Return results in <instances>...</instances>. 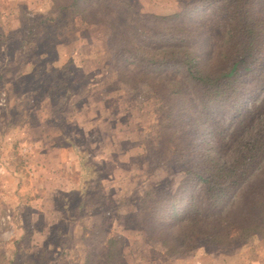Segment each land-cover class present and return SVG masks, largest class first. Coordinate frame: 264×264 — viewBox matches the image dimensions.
Wrapping results in <instances>:
<instances>
[{"label": "rangeland", "instance_id": "obj_1", "mask_svg": "<svg viewBox=\"0 0 264 264\" xmlns=\"http://www.w3.org/2000/svg\"><path fill=\"white\" fill-rule=\"evenodd\" d=\"M92 1L93 19L104 21L85 22L52 0H0V264H264V235L234 224L221 243L173 222L187 248L168 253L145 234L140 210L155 194H175L186 176L160 129L167 107L147 80L181 82L201 115L192 127L200 159L211 152L219 162L264 137V63L233 82L242 108H257L231 138L234 98L201 99L183 67L161 61L169 41L161 16L196 0H129L133 11L122 14L110 0ZM198 20L204 33L184 43L217 73L226 67L223 28L208 6L186 23ZM252 172L251 181L264 177V159ZM223 209L237 220L240 194Z\"/></svg>", "mask_w": 264, "mask_h": 264}, {"label": "trees", "instance_id": "obj_2", "mask_svg": "<svg viewBox=\"0 0 264 264\" xmlns=\"http://www.w3.org/2000/svg\"><path fill=\"white\" fill-rule=\"evenodd\" d=\"M52 1L61 9L73 8L85 22L98 23L105 20L93 19V14H96L93 11L97 12L100 7L95 1ZM109 3L119 8L120 14L133 11L129 0H110ZM199 6H208L223 28L224 48L220 59L226 67L217 73L205 69L200 64L196 50L188 48L184 43L197 41L204 33L201 24H198L199 20L186 23L189 14ZM100 15L104 17L103 13ZM190 18L196 19L193 16ZM161 20L165 21L162 31L169 36L163 51L168 56L163 55L161 61L173 68L183 67L184 76L195 83L201 99L225 102L233 97L238 112L237 124L230 136L238 138L235 135L246 131L257 106L253 103L242 108L238 99V86L233 89V82L242 74L259 70L264 63V0H196L185 4L179 11L168 12L161 16ZM107 22L115 35H126L122 25L113 20ZM150 57H154L150 58L152 61H158V53H152ZM168 79L164 77L162 82V79L147 82L158 91L163 106L167 107L166 117L160 120V129L166 141L172 144L174 154L182 160L186 176L180 180L172 196L155 194L141 204L145 234L149 240L160 241L171 254L187 248L185 241L176 240L170 232L173 222L188 221L187 229L192 236H206L221 243L229 237L232 224L241 235H264V177L252 181L249 178L259 160L264 159V137L255 140L250 147L241 145L228 160L217 162L211 152L201 160L196 141L198 129L192 128L198 124L201 115L194 116L181 82H170ZM191 188H195L197 193L185 196V191ZM238 193L242 197L244 210L235 220V217L230 218L225 214L223 208Z\"/></svg>", "mask_w": 264, "mask_h": 264}]
</instances>
